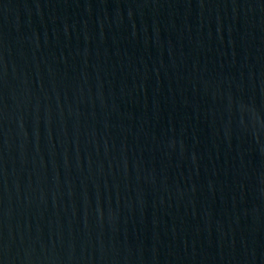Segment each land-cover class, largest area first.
Returning <instances> with one entry per match:
<instances>
[{
	"label": "water",
	"instance_id": "obj_1",
	"mask_svg": "<svg viewBox=\"0 0 264 264\" xmlns=\"http://www.w3.org/2000/svg\"><path fill=\"white\" fill-rule=\"evenodd\" d=\"M0 264H264V0H0Z\"/></svg>",
	"mask_w": 264,
	"mask_h": 264
}]
</instances>
